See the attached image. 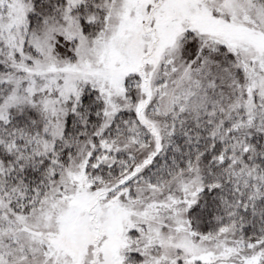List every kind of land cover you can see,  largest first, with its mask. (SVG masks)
Wrapping results in <instances>:
<instances>
[{"label":"snow or ice","instance_id":"1","mask_svg":"<svg viewBox=\"0 0 264 264\" xmlns=\"http://www.w3.org/2000/svg\"><path fill=\"white\" fill-rule=\"evenodd\" d=\"M0 264H264V0H0Z\"/></svg>","mask_w":264,"mask_h":264}]
</instances>
